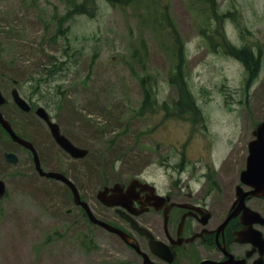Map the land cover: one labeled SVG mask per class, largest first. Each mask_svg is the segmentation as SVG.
<instances>
[{
	"label": "rangeland",
	"instance_id": "1",
	"mask_svg": "<svg viewBox=\"0 0 264 264\" xmlns=\"http://www.w3.org/2000/svg\"><path fill=\"white\" fill-rule=\"evenodd\" d=\"M0 72L7 118L87 198L138 172L160 190L166 175L201 173L204 161L228 174L264 112V0H0ZM13 79L31 113L12 106ZM39 105L90 149L86 159L59 151ZM5 136L0 264L38 249L64 256L59 264H134L88 220L69 227L66 190L33 174L21 151L6 163L17 148Z\"/></svg>",
	"mask_w": 264,
	"mask_h": 264
},
{
	"label": "flooded vegetation",
	"instance_id": "2",
	"mask_svg": "<svg viewBox=\"0 0 264 264\" xmlns=\"http://www.w3.org/2000/svg\"><path fill=\"white\" fill-rule=\"evenodd\" d=\"M6 75L7 73L0 72V90ZM10 126L16 135L30 141L37 150L35 143L25 137L19 125L10 123ZM46 132L49 134L48 129ZM61 132L69 137L64 130ZM0 133V137L5 134L6 139L17 148V152L9 151L15 154L20 151L24 153L25 156L20 157L29 160L33 174L40 179L57 182L58 189L62 186L66 190L72 204L66 208V213L69 214V227L74 225V221L88 220V210L83 205L75 203L66 184L39 175L34 168L31 151L14 142L1 126ZM58 149L63 152L59 147ZM244 150L237 167L233 166L228 174L222 172L217 174L216 170L209 168L207 164L208 168L201 173L190 169L183 170L177 178H173L172 174L166 175V185L160 190L155 185L152 188L151 183H149L151 186L147 185L142 175L136 173L133 177L113 180L109 185H102L99 190H106L101 200L96 195L99 190L94 193L93 198H87L69 171L61 172L75 183L80 199L85 201L97 219L122 230L130 237V243L137 246L138 249L123 241L118 235L88 220L91 227L114 238L128 250V255L121 256L128 263L264 264V176L242 175L247 145ZM37 153L42 168L49 171V168L45 169V163L38 150ZM20 157L18 156L19 162ZM230 160V158L224 160L220 169L223 170L224 164ZM131 223L143 228L144 232L139 233ZM150 241L159 244L152 248ZM143 253L146 256H143ZM21 256H25L26 261L20 260L16 254L6 255L24 264H55V257L59 264L60 259L65 258L63 256L58 259L60 256L53 250L40 249ZM117 257H120L119 252Z\"/></svg>",
	"mask_w": 264,
	"mask_h": 264
},
{
	"label": "water",
	"instance_id": "3",
	"mask_svg": "<svg viewBox=\"0 0 264 264\" xmlns=\"http://www.w3.org/2000/svg\"><path fill=\"white\" fill-rule=\"evenodd\" d=\"M11 95H12L14 103L21 110H23L25 112H28L30 110L29 104L25 101V99H23L18 94V91L16 88H13L11 90ZM3 100L4 99L0 93V104L3 102ZM36 113L42 119H44V121L48 124L55 141L64 150H66L71 156L83 157L87 153L86 149L75 146L66 136H64L63 134H61L59 132V127H58L57 123H54L50 120L49 115L47 114V112L45 111V109L43 107H38L36 109ZM0 123L2 124L4 129L10 134V136L12 137L13 140L17 141L18 143H20L22 145L29 147L33 151L36 168L39 170V172L41 174H46L47 176L54 177L56 179H60L61 181L66 183L71 188L75 202L81 203L83 206H85V203L80 202V200H79V195H78V192H77L75 185L67 177H65L63 174H61L59 172L50 171V172L44 173L41 170V168L39 167V160L37 158L36 152H35L34 148L32 147L31 143L20 138V137H18L13 132L11 127L8 125V122L3 118L1 112H0ZM255 135H256V139L254 141H252V143H251L250 155L248 157L247 167H248V170L250 171V173L252 175H255V174L256 175H263V173H264V114H263L262 122L259 123V125L257 126V129L255 131ZM4 157H5L6 161H8L10 163H13V164L17 163V157L12 152L4 153ZM4 192H5V184H4L3 180L0 179V196H2L4 194ZM101 192L102 191H100V193ZM99 194H98V196H99ZM85 208H86V206H85ZM88 215L91 218V220L96 221L92 217L90 212H88ZM98 223L102 224L103 226H105L109 229H112L102 222H98ZM112 230H115V229H112Z\"/></svg>",
	"mask_w": 264,
	"mask_h": 264
},
{
	"label": "trees",
	"instance_id": "4",
	"mask_svg": "<svg viewBox=\"0 0 264 264\" xmlns=\"http://www.w3.org/2000/svg\"><path fill=\"white\" fill-rule=\"evenodd\" d=\"M134 0H108L109 3L111 4H122V5H128Z\"/></svg>",
	"mask_w": 264,
	"mask_h": 264
}]
</instances>
